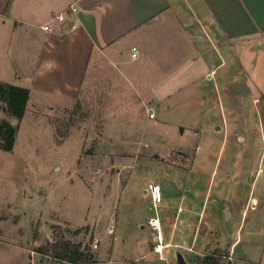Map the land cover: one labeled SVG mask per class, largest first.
<instances>
[{
    "label": "rangeland",
    "instance_id": "1",
    "mask_svg": "<svg viewBox=\"0 0 264 264\" xmlns=\"http://www.w3.org/2000/svg\"><path fill=\"white\" fill-rule=\"evenodd\" d=\"M178 37L173 34L168 39L165 34L164 41L160 40L165 54L158 48L160 58L153 64L157 74H150V63L138 74V106L129 97L131 90L122 100L118 88L79 92L74 83L63 81L73 76L72 68L62 60L58 72L53 71L55 79H62L63 83L56 84L61 88L41 91L46 59L39 63L42 48L36 54L37 38L30 41V51L19 63L0 53V79L32 88L20 117H12L0 99V120L7 119L17 128L14 148H0V264H68L39 250L53 240L56 225L61 228L59 235L75 243L90 239L95 261L88 264H177L178 252L190 264H196L198 257L231 242L233 235L213 232L207 242L200 237L193 243L197 236L193 231L186 240L177 235L174 242L180 245L170 247L166 245L170 242L169 219L163 218L160 232L150 226L143 229L139 221L144 218L145 223L150 216L159 215V196L155 198L152 191L155 184L161 186L165 196V184L188 181L161 162L208 167V150H202L201 159L195 161L194 149L200 145L213 152L221 139L219 135L227 129L263 133L255 142L248 138L239 147L257 146L261 153L256 166L263 155L260 167L264 170V87H254L259 82L254 81L252 72L264 69V50L251 51L246 61L243 50L236 45L239 53L233 60L245 65L235 71V82L227 88L216 79L203 78V68L198 73H186L179 82V64L188 60L180 59L182 51L189 45L193 50L195 46L201 48L205 42ZM152 44L149 41L148 47ZM14 70L20 72L21 78ZM49 70L52 72V68ZM259 76L264 78V71ZM154 80L161 85V105L155 103L149 85L143 86ZM53 89L57 91L51 92ZM254 97L259 102H254ZM131 109H138V122ZM153 111L155 118L149 116ZM147 115L158 118V122H147ZM180 130L185 132V138L177 137ZM259 139L262 143L257 145ZM183 140L192 142L187 153H174L178 146L171 147L168 142L182 145ZM197 169L189 173L190 180L198 175ZM148 179L153 185L145 195ZM263 179L264 172L260 181ZM260 214L264 222L263 212ZM245 241L244 237L235 248V258L229 250L233 263L264 264V239L251 235L250 243ZM157 246H162V253Z\"/></svg>",
    "mask_w": 264,
    "mask_h": 264
},
{
    "label": "crops",
    "instance_id": "2",
    "mask_svg": "<svg viewBox=\"0 0 264 264\" xmlns=\"http://www.w3.org/2000/svg\"><path fill=\"white\" fill-rule=\"evenodd\" d=\"M72 2L0 0V53L16 58L19 63L30 51V41L37 38L36 54L42 48L38 54L39 63H44L42 58L46 59L42 68L44 81L39 86L41 91H47L49 87L61 88L56 84L63 83L62 79H55L53 71L58 72V64L62 60L64 65L72 68L70 73L73 76L63 81L74 83L79 92L118 88L121 90L118 97L122 100L127 90H131L129 97L136 103L134 106H138V74L149 63L150 74L154 73L153 64L160 58L158 48L165 54L161 47L165 34L168 39L177 34L178 39L185 37L190 42L194 37L205 42L201 48L195 46L193 50L189 45L182 51L180 59L188 60L179 64L181 69L176 72L180 76L179 82L183 81L186 73H198L203 68V78L216 79L222 87L227 88L235 82V71L242 64L245 65H240L238 59L233 60L239 53L236 45L243 50L246 61L251 51L264 50V0H81L77 13L68 14L64 23L56 21L54 17L68 11ZM49 21L53 22V30L43 31L42 25ZM73 23L76 24L75 28L72 27ZM149 41L153 43L151 48L148 47ZM134 47L138 49L136 57L131 56ZM49 68H52V72ZM220 68L226 69L219 72ZM259 70L261 72L252 71L254 81L259 82L254 87L259 84L264 87V78L259 76L264 69ZM14 74L21 78L19 71L14 70ZM0 80L10 82L8 78ZM13 84L26 87L31 92L28 84ZM146 85L152 89L155 103L160 102L161 105L162 99H159L158 93L161 85L156 80L143 86ZM56 91L53 89L51 92ZM77 95L79 97L80 93ZM254 102H259L258 97H254ZM131 110L138 122V109ZM158 112L159 116L161 112ZM157 119H150L147 115L145 120L153 123L158 122ZM179 132L178 138L186 137L185 132ZM221 134L213 152L200 145L194 149L193 153L197 156L195 161L201 159L202 150H208V167L199 168L195 163L192 167H186L161 162L175 170L178 177H187L188 181L165 184V196L160 186L161 199L156 203L160 207L159 215L150 216L145 223L144 218L139 221L144 229L148 228L152 217L158 216L162 223L163 218L169 219L167 233L170 242L166 245L170 247L180 245L174 242L177 235L186 240L193 231L197 235L193 243H197L200 237L207 242V236L213 232L233 235L225 248H230L235 258V248L244 241V237L248 244L251 235L264 239V222L260 214L263 212L264 215V179L260 181L264 172L260 167L263 155H260L257 168L260 149L257 146L239 147L248 138L255 142L263 133L234 128ZM185 141L182 145L168 143L171 147L178 146L174 153L185 154L190 148L189 143H192ZM261 143L259 139L257 145ZM195 167L198 168V175L190 180L189 173ZM151 185L153 182L148 179V186L144 187L145 195L149 194ZM193 214H198L197 218ZM227 220L230 221L231 232L225 227Z\"/></svg>",
    "mask_w": 264,
    "mask_h": 264
},
{
    "label": "trees",
    "instance_id": "3",
    "mask_svg": "<svg viewBox=\"0 0 264 264\" xmlns=\"http://www.w3.org/2000/svg\"><path fill=\"white\" fill-rule=\"evenodd\" d=\"M0 99L7 105V110L12 117H20L29 100V89L20 85L0 80ZM17 137V128L7 120H0V148L10 151L14 148ZM61 228L56 225L53 227L54 238L43 244L39 250L59 261L68 264H88L95 261V254L91 247L84 249V243H75L63 235H59ZM79 229L74 234H78ZM196 264H234L229 257V249L217 246L211 251L198 257Z\"/></svg>",
    "mask_w": 264,
    "mask_h": 264
},
{
    "label": "built area",
    "instance_id": "4",
    "mask_svg": "<svg viewBox=\"0 0 264 264\" xmlns=\"http://www.w3.org/2000/svg\"><path fill=\"white\" fill-rule=\"evenodd\" d=\"M81 0H73L72 3L69 4V7H68V11L66 12H63V13H59L57 14L54 19L60 23H64L66 22L67 20V16L68 14H75L78 12L79 10V3H80ZM53 22L52 21H49L47 23H45L44 25H42V28L45 30V31H52L53 30ZM72 27L75 28L76 27V24L73 23L72 24ZM138 55V49L137 47H134L133 48V52L131 54L132 57H136ZM149 116L151 118H155L156 117V113L153 111V112H150L149 113ZM152 191H153V194H154V197L156 198V194L159 196V200H160V187L158 184H155L153 187H152ZM149 226L151 227V229L155 232H160V228H161V221L159 218L157 217H152L150 218L149 222H148ZM97 243L94 244V247H97ZM162 246H157L155 247L156 250L159 252V253H162V249H161ZM230 257V256H229ZM231 258V257H230Z\"/></svg>",
    "mask_w": 264,
    "mask_h": 264
},
{
    "label": "water",
    "instance_id": "5",
    "mask_svg": "<svg viewBox=\"0 0 264 264\" xmlns=\"http://www.w3.org/2000/svg\"><path fill=\"white\" fill-rule=\"evenodd\" d=\"M225 227L227 228V230L229 232H231V227H230V221L227 220ZM46 244V242H45ZM84 249L85 250H89L90 249V239H88L85 243H84ZM177 264H190L187 260L186 257L184 256V254L182 252H178L177 254Z\"/></svg>",
    "mask_w": 264,
    "mask_h": 264
}]
</instances>
